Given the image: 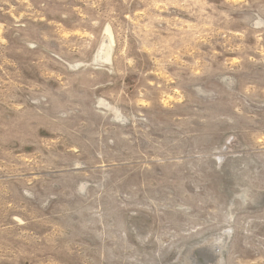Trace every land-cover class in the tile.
<instances>
[{
  "label": "rangeland",
  "instance_id": "1",
  "mask_svg": "<svg viewBox=\"0 0 264 264\" xmlns=\"http://www.w3.org/2000/svg\"><path fill=\"white\" fill-rule=\"evenodd\" d=\"M0 264H264V0H0Z\"/></svg>",
  "mask_w": 264,
  "mask_h": 264
}]
</instances>
